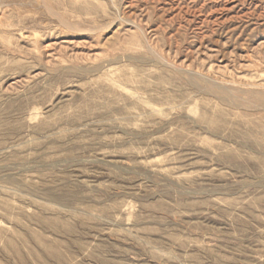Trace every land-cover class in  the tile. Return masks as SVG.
Instances as JSON below:
<instances>
[{
    "label": "rangeland",
    "instance_id": "obj_1",
    "mask_svg": "<svg viewBox=\"0 0 264 264\" xmlns=\"http://www.w3.org/2000/svg\"><path fill=\"white\" fill-rule=\"evenodd\" d=\"M258 98L264 0H0V264H264Z\"/></svg>",
    "mask_w": 264,
    "mask_h": 264
},
{
    "label": "bare ground",
    "instance_id": "obj_2",
    "mask_svg": "<svg viewBox=\"0 0 264 264\" xmlns=\"http://www.w3.org/2000/svg\"><path fill=\"white\" fill-rule=\"evenodd\" d=\"M211 86H212V88L213 89H216L217 90V92L219 93V95H221L222 96V98L223 99H226L227 100V98H229V99H231V98H233V97H231L234 93H235V91H236V88H234V87H228V86H215V85H212L211 84ZM238 90V89H237ZM247 93V92H246ZM249 93V92H248ZM254 93V92H253ZM258 93V92H257ZM251 95V94H250ZM254 95V94H253ZM229 96V97H228ZM231 97V98H230ZM235 98V97H234ZM257 98V97H256ZM263 98V97H262ZM259 99V98H258ZM232 101V100H231ZM230 101V102H231ZM229 102V101H228ZM233 102V101H232ZM254 102V101H253ZM264 101H263V99L262 100H260L259 99V102H257V107H259V106H261V107H263V105H264V103H263ZM234 103V102H233ZM237 103V102H236ZM235 103V104H236ZM249 105H251V104H249ZM246 107H247V105H246ZM249 107V106H248ZM257 107H255L256 109H257ZM246 110H248L247 108H246ZM52 225V224H51ZM51 228V227H50ZM69 232V231H68Z\"/></svg>",
    "mask_w": 264,
    "mask_h": 264
}]
</instances>
